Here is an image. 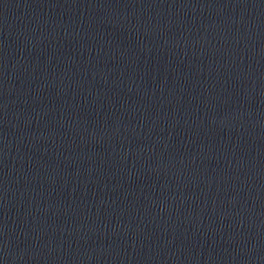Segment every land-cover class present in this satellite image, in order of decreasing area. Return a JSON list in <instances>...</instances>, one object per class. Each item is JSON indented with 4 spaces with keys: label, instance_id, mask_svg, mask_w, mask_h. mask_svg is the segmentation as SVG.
I'll return each instance as SVG.
<instances>
[{
    "label": "water",
    "instance_id": "water-1",
    "mask_svg": "<svg viewBox=\"0 0 264 264\" xmlns=\"http://www.w3.org/2000/svg\"><path fill=\"white\" fill-rule=\"evenodd\" d=\"M0 264H264V0H0Z\"/></svg>",
    "mask_w": 264,
    "mask_h": 264
}]
</instances>
